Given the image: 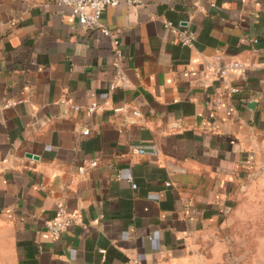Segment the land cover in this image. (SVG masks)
Masks as SVG:
<instances>
[{
	"label": "crops",
	"instance_id": "1",
	"mask_svg": "<svg viewBox=\"0 0 264 264\" xmlns=\"http://www.w3.org/2000/svg\"><path fill=\"white\" fill-rule=\"evenodd\" d=\"M226 61L243 68L221 78ZM263 216L264 0L121 2L93 28L0 0V264H210Z\"/></svg>",
	"mask_w": 264,
	"mask_h": 264
},
{
	"label": "built area",
	"instance_id": "2",
	"mask_svg": "<svg viewBox=\"0 0 264 264\" xmlns=\"http://www.w3.org/2000/svg\"><path fill=\"white\" fill-rule=\"evenodd\" d=\"M55 4L59 8H66L69 11V14L74 18L79 25L85 28H93L98 26L99 20L103 10L106 7H117L121 2H124L127 6H140L142 0H54ZM165 26L173 31L176 35L180 44L184 46H191L195 40L193 33L172 27L170 23H165ZM103 35L107 36L108 31L104 30ZM117 66V65H116ZM243 66L241 63L236 61H226L221 64L220 67L216 68V72L221 78L226 77L229 73L237 72L242 70ZM126 77L125 75L117 68L116 75L114 77L112 87H125ZM61 103H65L64 100ZM17 102H6L4 107L14 106ZM96 104H91L86 107V112L92 114L96 109ZM79 107H74V110H78ZM137 115V112H133ZM89 131H82L83 135H88ZM134 152L143 153L142 150L134 149ZM91 166H95L96 162L92 161ZM133 189L136 188L134 183H131ZM74 222V218L67 212L63 203H58L56 205L55 216L54 218L46 224V231L48 235L55 239L60 236L65 230L68 229Z\"/></svg>",
	"mask_w": 264,
	"mask_h": 264
},
{
	"label": "rangeland",
	"instance_id": "3",
	"mask_svg": "<svg viewBox=\"0 0 264 264\" xmlns=\"http://www.w3.org/2000/svg\"><path fill=\"white\" fill-rule=\"evenodd\" d=\"M224 238L223 243L215 241L204 253L208 263L264 264V216L260 221H235ZM259 238L261 243L258 246Z\"/></svg>",
	"mask_w": 264,
	"mask_h": 264
}]
</instances>
